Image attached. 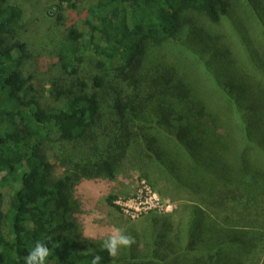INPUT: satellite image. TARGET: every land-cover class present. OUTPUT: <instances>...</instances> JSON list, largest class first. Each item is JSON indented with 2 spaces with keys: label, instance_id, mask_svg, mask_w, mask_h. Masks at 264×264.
Instances as JSON below:
<instances>
[{
  "label": "trees",
  "instance_id": "trees-1",
  "mask_svg": "<svg viewBox=\"0 0 264 264\" xmlns=\"http://www.w3.org/2000/svg\"><path fill=\"white\" fill-rule=\"evenodd\" d=\"M40 5L26 42L0 0V264L37 242L46 264H264V0ZM128 166L192 198L121 224L135 243L110 257L75 187Z\"/></svg>",
  "mask_w": 264,
  "mask_h": 264
},
{
  "label": "rangeland",
  "instance_id": "rangeland-1",
  "mask_svg": "<svg viewBox=\"0 0 264 264\" xmlns=\"http://www.w3.org/2000/svg\"><path fill=\"white\" fill-rule=\"evenodd\" d=\"M43 0H10L23 13L22 25L25 24L21 37L27 42L31 40L33 23L41 16L40 2ZM49 21L55 18L51 8L46 10ZM66 13L64 15L66 17ZM64 24H71L70 17H66ZM45 22L42 19L34 24ZM61 32V30H58ZM59 33V34H60ZM83 71L86 73L87 68ZM51 77L62 78L61 72L52 70L51 74L43 79L45 89L49 83L45 81ZM56 172H61L59 168ZM3 173H0V193L3 197L10 195L9 186L1 183ZM165 190V191H163ZM75 195L81 203V211L76 218L81 225L82 235L89 240H103L111 235L114 227L121 224L135 223L149 213L157 215H174L179 210L184 199L192 198L188 193L176 192L172 188L166 189L161 181L159 185L151 186L141 178L138 172L131 167H126L113 181L104 179H83L75 187ZM112 205L109 204L111 198ZM142 215V216H141ZM5 233V231H4Z\"/></svg>",
  "mask_w": 264,
  "mask_h": 264
},
{
  "label": "clouds",
  "instance_id": "clouds-1",
  "mask_svg": "<svg viewBox=\"0 0 264 264\" xmlns=\"http://www.w3.org/2000/svg\"><path fill=\"white\" fill-rule=\"evenodd\" d=\"M134 243V237L128 234L125 229L114 227L111 235L103 239L100 247L102 250L107 251L110 257H116L121 249L130 248ZM49 255L48 247L37 242L25 257V264H46ZM92 264H101V257L94 256Z\"/></svg>",
  "mask_w": 264,
  "mask_h": 264
}]
</instances>
